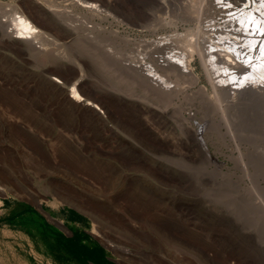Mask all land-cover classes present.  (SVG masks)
Returning a JSON list of instances; mask_svg holds the SVG:
<instances>
[{"label": "rangeland", "instance_id": "rangeland-1", "mask_svg": "<svg viewBox=\"0 0 264 264\" xmlns=\"http://www.w3.org/2000/svg\"><path fill=\"white\" fill-rule=\"evenodd\" d=\"M106 2L133 39L173 37L181 51L196 37L194 0ZM38 3L24 4L36 25L45 18ZM56 38L48 66L22 42L0 40V264H264V125L248 122L264 103L237 97L243 110L221 136L197 57L200 82L183 78L178 96L157 104L95 52V68L81 61L86 75L75 86L95 111L71 101L76 78L61 86L52 79L67 77L42 76L47 67L71 71L57 51L92 57L88 42ZM203 143L225 174L205 169Z\"/></svg>", "mask_w": 264, "mask_h": 264}, {"label": "bare ground", "instance_id": "bare-ground-1", "mask_svg": "<svg viewBox=\"0 0 264 264\" xmlns=\"http://www.w3.org/2000/svg\"><path fill=\"white\" fill-rule=\"evenodd\" d=\"M26 1L8 0L9 3L5 4L0 0V40L8 38L22 42L25 51L43 60L45 66L53 63L55 56L46 48L49 44L57 46V36H65L72 41L80 38L93 49L88 60L81 54L77 58L66 50L57 51L61 65L66 67L69 64L71 71L68 73L47 67L41 72L46 79L49 75L67 77L66 82L52 79L61 86L69 85L70 78H76L69 87L73 102L86 101V106L100 111L98 105L83 96L86 93L81 94L75 87L86 75L81 61L95 68L93 54L97 52L101 67L141 82L150 92L149 101L157 104L176 98L180 91L176 84L183 78L193 84L200 82L193 65L197 57L210 81L212 105L218 114L215 120L217 132L221 136L232 133L229 123H235L240 116L239 109L243 110L237 97L257 98L264 103V0H194V16L191 19L196 23V39L189 40L195 35L189 41L185 39V44L180 43L185 46L181 47V51L176 49L177 43L172 44L173 37L171 44L167 45V41H162L160 37L157 41L149 39V42L141 38L133 39L122 32L124 28L120 26L128 25L120 16L109 12L106 0H100L101 4H97L96 0H38L37 7L45 16L40 25L30 21L24 9ZM65 2L68 8L61 7ZM179 36L182 38V35ZM179 36L177 39L175 36L174 40L180 39ZM109 89L118 95L124 94L117 85ZM254 107L242 113H257L261 108ZM258 113L257 118L249 117L248 122L264 125V114ZM202 133L201 129L195 132L197 140ZM200 156L205 169L210 172L225 174L224 170H229L226 163L211 154L204 143L200 147ZM226 157L234 162L236 160V157Z\"/></svg>", "mask_w": 264, "mask_h": 264}]
</instances>
